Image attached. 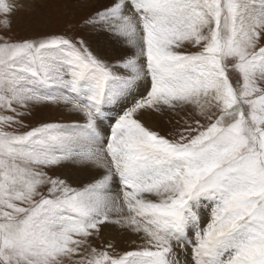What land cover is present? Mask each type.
Wrapping results in <instances>:
<instances>
[{"label": "snow or ice", "instance_id": "6c2138e0", "mask_svg": "<svg viewBox=\"0 0 264 264\" xmlns=\"http://www.w3.org/2000/svg\"><path fill=\"white\" fill-rule=\"evenodd\" d=\"M35 2L0 0V264H264V0L8 35Z\"/></svg>", "mask_w": 264, "mask_h": 264}, {"label": "rangeland", "instance_id": "374dc122", "mask_svg": "<svg viewBox=\"0 0 264 264\" xmlns=\"http://www.w3.org/2000/svg\"><path fill=\"white\" fill-rule=\"evenodd\" d=\"M93 4H96V0H36L35 10H21L13 16L12 31L7 34L13 38H19L39 35L48 31H66L68 24L65 22V18L78 25L91 14ZM65 9H67L66 12ZM69 34L71 35L73 32L70 31ZM80 34H86V30H80ZM96 44L93 41L94 48ZM63 114L59 110H53L49 107L39 108L34 113L32 122L36 123L45 119L68 122L66 115ZM161 128L167 130L163 121H161Z\"/></svg>", "mask_w": 264, "mask_h": 264}, {"label": "bare ground", "instance_id": "6f19581e", "mask_svg": "<svg viewBox=\"0 0 264 264\" xmlns=\"http://www.w3.org/2000/svg\"><path fill=\"white\" fill-rule=\"evenodd\" d=\"M100 2H102V0H96V4H98V3H100ZM95 41V40H94ZM96 42V41H95ZM97 43V42H96ZM96 46H97V44H96ZM100 47H104V45L103 44H100ZM106 51H108V53H109V55H111V56H114V55H116L117 54V50H115V49H111V50H109V49H105ZM65 115H66V117H67V120H70L71 119V117L67 114V113H64ZM63 114V115H64Z\"/></svg>", "mask_w": 264, "mask_h": 264}]
</instances>
